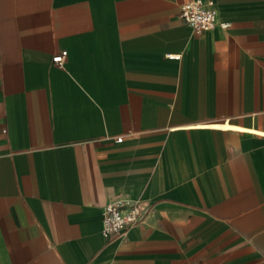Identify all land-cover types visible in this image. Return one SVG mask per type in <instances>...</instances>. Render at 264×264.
<instances>
[{
    "label": "crops",
    "instance_id": "1",
    "mask_svg": "<svg viewBox=\"0 0 264 264\" xmlns=\"http://www.w3.org/2000/svg\"><path fill=\"white\" fill-rule=\"evenodd\" d=\"M187 1L0 0V264H264V0Z\"/></svg>",
    "mask_w": 264,
    "mask_h": 264
},
{
    "label": "built area",
    "instance_id": "2",
    "mask_svg": "<svg viewBox=\"0 0 264 264\" xmlns=\"http://www.w3.org/2000/svg\"><path fill=\"white\" fill-rule=\"evenodd\" d=\"M215 0H189L182 6L181 17L197 33L213 30L218 25L217 12L214 9ZM228 28L229 23H221ZM68 52L53 57V62L63 66ZM153 207L138 200L117 196L104 207L103 235L113 240L126 235L130 228L142 223Z\"/></svg>",
    "mask_w": 264,
    "mask_h": 264
}]
</instances>
